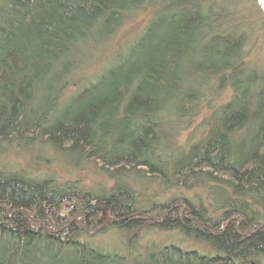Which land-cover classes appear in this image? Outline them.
I'll return each instance as SVG.
<instances>
[{
	"label": "trees",
	"instance_id": "16d2710c",
	"mask_svg": "<svg viewBox=\"0 0 264 264\" xmlns=\"http://www.w3.org/2000/svg\"><path fill=\"white\" fill-rule=\"evenodd\" d=\"M125 27L141 28L116 39ZM247 44L223 0H0V151L40 145L115 180L95 190L1 168L0 264L264 257V74ZM109 229L123 251L91 241ZM153 231L194 247L142 248Z\"/></svg>",
	"mask_w": 264,
	"mask_h": 264
},
{
	"label": "rangeland",
	"instance_id": "374dc122",
	"mask_svg": "<svg viewBox=\"0 0 264 264\" xmlns=\"http://www.w3.org/2000/svg\"><path fill=\"white\" fill-rule=\"evenodd\" d=\"M224 3L232 5V10L236 15L237 22L240 24L241 29L244 30L248 35V44L246 47V60L248 66L254 69L256 72L264 74V10L257 0H223ZM220 5V2H219ZM141 28V27H140ZM139 29H132L126 27L121 33L117 35L118 40H126L134 37ZM71 88L70 91H73ZM188 132L184 131L180 134L178 142L182 141L188 136ZM62 161L57 159L47 148L36 145L32 149L28 150H16L11 149L8 151H0V169L7 170H18L25 169L32 174H54L58 179L61 180H80L86 187L93 189L103 186L106 188L111 184L104 174L98 169L94 168L90 164H86L85 167L80 170L71 172L72 167L69 171L67 167H61ZM84 164V163H83ZM74 170V169H73ZM129 179L137 186L142 187L147 182L143 177L137 175H131ZM163 186L154 184L152 191L155 194L161 192ZM151 191V188H149ZM175 194L188 197L192 195V192H186L178 189H171ZM158 200H162L163 196H159ZM104 208V213L102 212ZM101 221L107 220L106 208H101ZM123 238L116 233L115 230L109 229L105 233L96 234L91 238L96 245L107 250L123 251V245L121 241ZM140 244L142 248L149 245L156 244L162 245L167 243H175L185 248L194 247L193 244L182 237L178 236L175 232H149L144 234L140 238ZM136 248L128 247L126 250L135 251ZM254 264H264V257H258Z\"/></svg>",
	"mask_w": 264,
	"mask_h": 264
},
{
	"label": "water",
	"instance_id": "95a60500",
	"mask_svg": "<svg viewBox=\"0 0 264 264\" xmlns=\"http://www.w3.org/2000/svg\"><path fill=\"white\" fill-rule=\"evenodd\" d=\"M260 3L262 5V7L264 8V0H260ZM102 212L104 213V208H103Z\"/></svg>",
	"mask_w": 264,
	"mask_h": 264
}]
</instances>
